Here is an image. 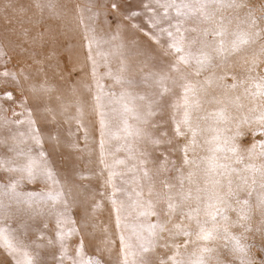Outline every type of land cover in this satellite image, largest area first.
<instances>
[{
  "label": "snow or ice",
  "instance_id": "snow-or-ice-1",
  "mask_svg": "<svg viewBox=\"0 0 264 264\" xmlns=\"http://www.w3.org/2000/svg\"><path fill=\"white\" fill-rule=\"evenodd\" d=\"M125 2L107 5L117 16L114 32L98 37L90 28L85 37L105 191L86 197L84 206L69 200L71 190L65 191L45 148L40 120L50 116L54 122L56 115L39 100L52 90L22 68L15 71L19 65L10 68L12 57L0 50V248L12 264H105L114 241L106 238L104 248L93 246L89 253L83 230L106 199L119 230L120 264H151L149 254L157 264H255V245L244 241L248 233L264 238V2L134 0L133 6L127 0L123 7ZM32 6L55 14L52 0H32ZM128 29L171 57L166 71H149L139 81L128 75L122 39ZM136 54L145 57L143 72L154 57L143 49ZM112 58L119 61L115 69ZM140 85L156 90L133 91ZM176 86L181 91L170 105L172 134H154L150 129L160 127L153 121L157 97ZM83 117L78 105L69 119L87 140ZM47 139L53 150L78 147L59 134ZM106 139L117 143L106 149ZM39 183L47 187L26 188Z\"/></svg>",
  "mask_w": 264,
  "mask_h": 264
},
{
  "label": "rangeland",
  "instance_id": "rangeland-1",
  "mask_svg": "<svg viewBox=\"0 0 264 264\" xmlns=\"http://www.w3.org/2000/svg\"><path fill=\"white\" fill-rule=\"evenodd\" d=\"M52 2L56 5L54 15H50L48 9L40 12L32 6V0H0V50L12 57L8 65L10 68L12 65H19L14 69L15 71H20L22 68L38 86L43 84L52 90L49 93H43L39 100L42 107L48 105L56 115L54 122L51 121L50 116L48 122L40 120L46 138L45 148L50 153L49 161L58 179L64 185L65 191L71 190L69 200H76L84 206L86 197H91L97 190L105 191L101 187L103 177L99 175L102 166L99 163L97 117L93 111L95 89L92 87L91 62L87 58L85 37L91 35L88 31L90 28L96 29L98 37L114 32L117 16L107 7L111 0H52ZM254 2L260 3L264 0H254ZM21 6L25 10L22 11ZM128 6L126 0L123 7ZM81 9L84 11L81 12ZM94 13L98 15L94 19L90 18ZM81 16L83 23H80ZM122 39L126 45L125 59L130 68L128 75L139 81L141 76L149 71H166L171 57L163 56L159 50H154L157 49L155 45L150 48L151 42L147 37L128 29L122 33ZM133 40L137 42L139 48L132 44ZM116 42L119 43V41ZM104 48L107 50L106 45ZM141 49L149 51L154 57L147 62L146 67H143V72L140 69L145 57L136 54ZM93 52L94 54L96 52L95 46ZM118 62V58H112L114 69ZM0 70H3L2 61H0ZM99 71L103 73L104 68L101 67ZM103 82L110 87L113 86L111 80L105 79ZM169 87H171L170 83ZM114 90L119 92L120 86L115 85ZM155 90V87L149 89L145 85L133 89L136 92ZM14 91L19 94L18 89ZM180 91L179 86H176L171 94H165L162 98L157 97L159 109L153 121L159 123L160 127L150 129L154 134L160 131L172 134L170 105L179 96ZM78 105L84 111L83 121L88 127L87 140L84 139L83 131L76 132V121L69 119L76 116ZM39 115L43 117L46 114L41 111ZM69 130L75 132L76 135L69 136ZM49 133L59 134L62 142L77 140V149L53 150L54 142L47 139ZM250 140V136L242 140L241 146L247 147ZM116 143V141L106 139V149H111ZM0 151L3 150L0 149ZM179 157L178 152L173 157L177 164H179ZM107 159L111 161V157ZM32 187L45 189L47 186L44 183L26 185V188ZM87 203L91 204V199H88ZM152 219L155 221V218ZM35 227L34 224L33 228ZM105 229L107 232L104 231ZM83 231L89 253L92 252L93 246L104 248L106 238L114 241L110 245V254L104 253L103 258L105 264H120L119 230L115 226L111 204L106 199L102 201V206L92 213L89 226ZM234 231L237 235L241 232L240 229H234ZM247 236L248 239L244 242L255 245L251 248L255 264H264V250H261L264 238L253 233H248ZM157 251L163 254L161 250ZM149 256L151 264H157L156 256L153 254ZM0 264H12L11 257L2 248H0Z\"/></svg>",
  "mask_w": 264,
  "mask_h": 264
}]
</instances>
